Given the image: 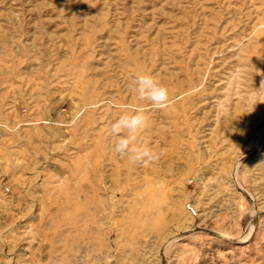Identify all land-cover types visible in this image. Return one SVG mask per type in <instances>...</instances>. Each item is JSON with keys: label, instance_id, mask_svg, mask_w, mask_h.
<instances>
[{"label": "rangeland", "instance_id": "374dc122", "mask_svg": "<svg viewBox=\"0 0 264 264\" xmlns=\"http://www.w3.org/2000/svg\"><path fill=\"white\" fill-rule=\"evenodd\" d=\"M262 82L264 0H0V264H264Z\"/></svg>", "mask_w": 264, "mask_h": 264}, {"label": "clouds", "instance_id": "9594fccd", "mask_svg": "<svg viewBox=\"0 0 264 264\" xmlns=\"http://www.w3.org/2000/svg\"><path fill=\"white\" fill-rule=\"evenodd\" d=\"M134 91L141 101L147 100L155 109L170 108L173 101L169 97V90L151 74L137 75L134 80ZM264 87V82L261 84ZM147 109L142 105L130 107L121 114L112 124L111 133L116 138L114 151L120 156H127L134 163L147 165L154 163L163 154L154 153L143 144H137L138 137L148 127L150 117ZM0 128L13 131L6 124H0Z\"/></svg>", "mask_w": 264, "mask_h": 264}]
</instances>
